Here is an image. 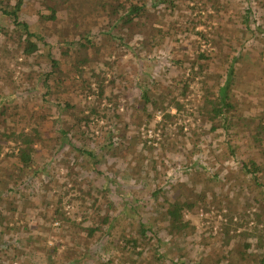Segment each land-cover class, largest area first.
Wrapping results in <instances>:
<instances>
[{
  "label": "rangeland",
  "instance_id": "374dc122",
  "mask_svg": "<svg viewBox=\"0 0 264 264\" xmlns=\"http://www.w3.org/2000/svg\"><path fill=\"white\" fill-rule=\"evenodd\" d=\"M131 1L137 0L119 2L127 6ZM117 4L118 0H26L20 18L45 43H39L40 54L32 56L22 53L23 41L16 42L10 21L0 15V131H39L42 140L35 147L40 165L49 159L55 137H61L51 125L57 100L75 105L67 112L58 108L59 127L71 122L79 108L87 113L96 101L107 114L118 112L114 126L103 118L91 122L97 138L86 146L94 152L101 174L91 169L89 157L83 172L65 162L68 149L76 152L67 144L51 159L52 189L38 174L32 186L9 195L16 197L11 205L16 212L2 220L7 226L3 225L6 230L0 238L1 263L7 255L14 257L8 264H122L128 260L122 235L135 234L140 218L162 237L166 264H171L170 257H179L182 247L189 264H226L233 240L224 243L223 224L232 214L236 231L253 234L251 250L264 239L260 127L264 125V0H176L169 11L163 5H148V12L131 23L120 18L121 4L114 12ZM47 6L56 9L55 20L41 19L40 15L51 13ZM49 49L61 59L63 69L48 81L51 89L46 93L37 77L49 69ZM202 54L208 58L202 59ZM230 63L232 108L225 120L210 119L201 109L206 97L216 100ZM92 74L97 75L93 80ZM98 76L104 79L102 98H97ZM185 79L189 84L180 97L183 111L170 107L144 116L143 88L157 105L160 94L167 102L170 90L176 93L177 85L182 86L175 82ZM86 80L91 84L85 90L81 84ZM166 113L175 117L167 121ZM211 124L217 129L211 130ZM178 126L184 134H176ZM75 135L73 142L81 145ZM109 139L116 143L110 146ZM250 160L260 169L257 183L242 166V161ZM1 175L15 177L8 159H0V179ZM63 181L68 191L59 188ZM157 188L161 191L152 196ZM191 190L205 192L210 206L186 214L194 228L184 240L169 239L166 222L157 214L164 208L158 204L164 197L191 200ZM57 207L67 222L56 217ZM104 215H109V222L100 227L107 231L113 226L111 235L102 237L98 230L89 236L86 226L94 227ZM85 216L86 226L80 228ZM152 247L135 264H153ZM78 253L85 254L81 261L76 259Z\"/></svg>",
  "mask_w": 264,
  "mask_h": 264
},
{
  "label": "trees",
  "instance_id": "16d2710c",
  "mask_svg": "<svg viewBox=\"0 0 264 264\" xmlns=\"http://www.w3.org/2000/svg\"><path fill=\"white\" fill-rule=\"evenodd\" d=\"M11 0H6L4 2H0V15L3 17H6L10 24L12 25V34L17 38L18 43L23 41L22 47L20 50L23 54L26 56H32L35 54H40V45L39 43H44V39L38 37L36 33H34L28 24L26 20H23L20 18V11L25 4L26 0H15V2L12 4L10 2ZM118 0V6L114 7V12L119 11V4L124 9L123 15H120V18H124V22L131 23L135 18H141L143 15H145L148 12V5L149 0H137V1H131L128 3L127 6H124L123 2H119ZM151 7L156 8L159 5H163L165 9L169 11L172 10V8L175 6L176 0H152ZM49 8L50 12L47 15H40L41 19L44 20H55V11L56 9L53 6H47ZM249 10V9H247ZM247 19V16H246ZM202 59H207L208 57L204 54L201 55ZM47 59L49 63V69L44 71V73L38 74V80L43 83V85L47 88L46 93H50V86L48 84V81L56 75V73H61L63 66L61 59L54 57L51 53L50 49L47 51ZM85 62V61H84ZM192 68V67H191ZM78 71H82V67L79 66L77 69ZM226 76L225 80L222 84L218 85L217 93L215 95L216 100L209 99L206 97V102L201 111H205L207 113L208 118H218L219 121L221 119H226V113L232 108L231 103H229V91L231 89V85L233 82V73H234V65L233 63H230L228 68L226 69ZM63 74V73H62ZM97 77V75L92 74V80ZM96 80V79H95ZM61 83L64 85L66 82L63 80ZM176 83H182V86L180 87L177 85L175 88L176 93H173L171 90L168 93L169 98L168 101L165 102V94H160L158 96L157 105H154V103L151 101V98L149 96V93L146 89H142L141 91V98L143 100V107L142 110L144 112V116L150 117L154 111L157 109L166 110L170 107H174L176 111L181 112L184 110L183 103L180 101V97L183 98L185 94L188 91V81L182 80V81H176ZM91 84L90 80H86L81 84L82 88H89ZM97 85V98H102L104 94V79L99 77L96 80ZM61 86V85H60ZM66 86V85H65ZM71 86H73L71 84ZM59 88V87H58ZM56 88L55 90H58ZM72 91L74 92V88L70 87ZM111 96L113 94L111 93ZM110 98V97H107ZM110 100V99H109ZM148 104L152 105L151 111L148 109ZM58 108H61L62 111H69L74 110L75 105L70 102L69 100L65 99H59L55 103V115L51 114L52 121L51 125L54 128H57L59 130V133L61 135L58 137H55L57 141L52 143V147L48 149L49 152V159L44 164H39L37 161V148L35 147L36 142L38 143L42 140V135L39 131H34V133H20L16 132L15 130L11 128H7L6 131H0V156L2 154L1 158L8 159L10 162V166L12 168V171L15 173V177L12 179H6L4 175H1L2 179H0V183L3 180L4 186L6 187V190H4V187L2 188L0 186V218H3L4 216H10L13 215V213L16 212L14 207H11L13 201L16 197L9 196L12 193H16L19 191L20 187H29L32 182L35 180L38 174H41L43 178L48 179L49 183H46V187H48V190L52 189L50 186V181L53 180V177L50 174V163L51 159L54 157V154H56L57 150H61L64 148L65 145L70 144V146L75 150L76 152L73 153V151H70L68 149L66 151V159L65 162L71 163V167L78 168L81 172L85 171L86 165L84 164L85 158L89 157L90 159H93V164L91 163V169L95 170L98 173H102V170L97 167L98 160L96 159V156L92 150L87 148L86 143H90L96 140L97 135L92 130L91 122L95 119L103 118L105 120H109L111 125H116L114 122V115L117 114H107L104 109L99 108V103L96 101V103L93 104V106H88L89 111L86 113L84 111V108H79L77 113L74 112L73 116H71L73 119L71 122L67 123L66 126L59 127V112ZM51 106L48 107V111L51 112ZM0 114H3V109L0 110ZM40 116V115H39ZM48 117V116H47ZM175 117L171 113H166L164 118L167 121H171L172 118ZM41 118H44L46 120V117L42 114ZM60 120V119H59ZM224 122V121H223ZM223 126V124H222ZM218 125L211 124L210 129L216 130ZM260 127L264 130V125H260ZM226 130V129H225ZM177 135L178 133H183L182 126L177 127ZM32 132V131H29ZM75 134H78L77 140L80 141L81 145H76L73 142ZM184 134V133H183ZM54 139V140H55ZM170 139V135H169ZM116 142L113 139H109L110 146L114 145ZM120 144V143H119ZM9 166V165H8ZM7 166V167H8ZM243 169L248 173L249 178L252 179L255 183H257V180L259 177L257 176V173L259 172V166L257 163L253 160H250L249 162L242 161ZM90 169V170H91ZM72 172L70 171L69 174ZM59 186V188H63L64 190H69V188L64 184V181ZM32 186V185H31ZM161 189L157 188L155 191L152 192V196H157L158 192H160ZM88 194H90V191H85ZM192 192V190H191ZM193 198L191 200H170L168 198H163V202H160L158 206L163 207L164 210L159 211L157 213L160 216H163V220L166 222L165 226V232L168 231L169 239L177 240L183 238L190 233V230L194 228V225H192L190 219L186 218L187 213L194 214L200 207H209L210 203L207 201V195L205 192L200 191L198 193L192 192ZM60 205V202H58ZM216 205V204H215ZM219 205V206H218ZM217 207L220 208V204L218 203ZM38 205H35L33 210L37 208ZM56 210V217L60 218L63 222H67L69 220L68 217H65L63 213L59 211L58 207ZM106 214V213H105ZM226 215V214H225ZM233 215H230L228 217V221L223 224L224 227V235H225V242L227 245H229L230 240H233V244L230 247L231 256L225 258L226 264H264V239L262 240L260 238V241L257 240L255 243V247L253 250H251L249 239L253 237V234L248 231H236V227H232L231 224L233 222ZM0 220V238L3 237V234L5 233L7 224L6 221ZM258 220V219H257ZM88 221V217H84L83 223H81L80 228L85 227L83 226L84 223ZM109 222V215H104L101 217V220L97 225L92 226H86V231L89 236H93L94 233L98 230H100V236H110L111 229L113 226L108 227L107 231H102L100 225L102 223H108ZM258 222V221H257ZM5 223V224H4ZM75 224V223H74ZM5 225V226H3ZM15 227H10L11 229H17V225H14ZM232 231V233H231ZM162 237L158 234V231L154 229L151 225L146 224L142 218L139 219V224L136 228L135 234L128 236L122 235V239L125 242V245L123 247V250L126 251V256L128 260L126 262H123L122 264H135L139 259L144 258L146 256V250L150 244H152V249H154V263L153 264H166L167 259H165V250L162 247L161 239ZM172 240V241H173ZM4 245H2L3 247ZM186 247L181 248V253L178 258L170 257L169 263L171 264H189L190 261L187 259V252L185 251ZM9 250V249H8ZM256 254L255 256L258 259V262L256 263V258L253 256V254ZM85 257V254H77V260L81 261L82 258ZM14 257L5 255L4 262H0V264H8V262L12 261ZM8 261V262H7ZM200 262V261H198ZM199 264V263H198Z\"/></svg>",
  "mask_w": 264,
  "mask_h": 264
}]
</instances>
